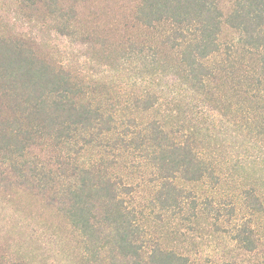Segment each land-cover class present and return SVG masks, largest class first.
<instances>
[{"label": "trees", "instance_id": "trees-1", "mask_svg": "<svg viewBox=\"0 0 264 264\" xmlns=\"http://www.w3.org/2000/svg\"><path fill=\"white\" fill-rule=\"evenodd\" d=\"M15 1L50 32L74 43L92 37L74 8L88 0ZM132 24L137 35L126 38L122 60L137 66V89L128 97L111 96L107 84L0 24V175L6 169L37 188L77 234L84 263L189 264L147 239L151 215L188 210L218 229L240 210L188 185L214 188L226 171L240 181L250 172L240 209L264 216V0H234L229 9L220 0H137ZM221 122L233 127L227 137ZM121 161L149 174L137 210ZM231 230L247 251L264 242L250 217ZM0 264L27 263L0 256Z\"/></svg>", "mask_w": 264, "mask_h": 264}, {"label": "rangeland", "instance_id": "rangeland-1", "mask_svg": "<svg viewBox=\"0 0 264 264\" xmlns=\"http://www.w3.org/2000/svg\"><path fill=\"white\" fill-rule=\"evenodd\" d=\"M136 1L88 0L74 5L78 28L92 36L83 43H74L48 31L39 17H29L28 12L19 7L15 0H0V24L5 30L33 38L40 52L56 63L72 67L92 80L107 84L111 96L120 93L128 97L135 94L131 92L132 88L137 89V66L127 59L122 60V55L127 49L126 38L137 35L132 24ZM233 1L220 0V4L224 9H229ZM130 113L135 115L136 112ZM222 120L227 122V119ZM221 123L224 127L222 136L227 137L233 127ZM236 141V145L242 144L241 140ZM119 165L117 172L124 182L129 184L128 179L132 181L133 191L127 201L135 210L144 207L148 190L151 189L149 174L144 170L137 174L136 167L125 165L123 161ZM9 172L5 169L0 175V256L23 260L27 264H94L83 262L77 234L48 205L37 188L25 185L20 178L8 175ZM243 174L240 181L226 171V176L222 178L224 181L214 188L205 183L187 186L201 199L206 195L216 200L232 198V204H236L240 210L237 217H223L216 229L211 224L212 219L201 217L195 220L188 210L183 211V215H167L158 221L156 216L160 214L156 210L157 214L151 215V219L155 218L156 221L146 223L147 239H157L165 248L188 257L189 264H264V242L261 241L256 250L247 251L233 239L231 229L249 217L259 226L260 235L264 234V216L253 218L240 209L239 199L244 185L253 184L251 173ZM260 183L258 189H262L264 194V187ZM242 215L245 218H241ZM101 262L97 264H103Z\"/></svg>", "mask_w": 264, "mask_h": 264}]
</instances>
